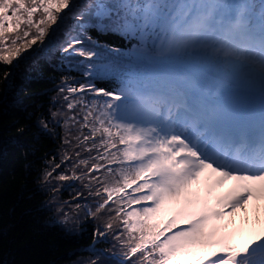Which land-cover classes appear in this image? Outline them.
<instances>
[{
    "label": "snow or ice",
    "instance_id": "6c2138e0",
    "mask_svg": "<svg viewBox=\"0 0 264 264\" xmlns=\"http://www.w3.org/2000/svg\"><path fill=\"white\" fill-rule=\"evenodd\" d=\"M30 50L84 78L44 180L99 198L73 206L116 241L88 264H264V0H0V62Z\"/></svg>",
    "mask_w": 264,
    "mask_h": 264
},
{
    "label": "trees",
    "instance_id": "16d2710c",
    "mask_svg": "<svg viewBox=\"0 0 264 264\" xmlns=\"http://www.w3.org/2000/svg\"><path fill=\"white\" fill-rule=\"evenodd\" d=\"M90 34L109 47L129 46L116 35ZM6 72L11 73L7 80ZM65 76L74 77L73 83L84 82L76 70L62 66L58 57L42 58L31 50L13 65L0 62V264H88L93 247L104 251L116 243L109 233L107 239L93 245V234L103 229L105 214L90 218L83 208L73 211L76 203L94 210L99 199L89 196L80 181L44 180L45 171L60 163L65 151L75 159L64 144L63 117L52 118V112L66 110L58 95ZM75 131L72 129L73 134ZM71 164H62L53 177ZM60 208L64 211H58ZM64 212L71 217L68 223L62 222Z\"/></svg>",
    "mask_w": 264,
    "mask_h": 264
},
{
    "label": "rangeland",
    "instance_id": "374dc122",
    "mask_svg": "<svg viewBox=\"0 0 264 264\" xmlns=\"http://www.w3.org/2000/svg\"><path fill=\"white\" fill-rule=\"evenodd\" d=\"M249 208H250V215H251V202H250ZM237 223H239V218H237Z\"/></svg>",
    "mask_w": 264,
    "mask_h": 264
}]
</instances>
